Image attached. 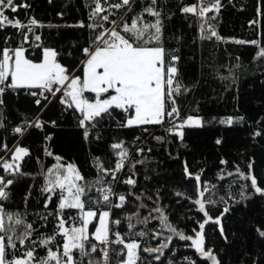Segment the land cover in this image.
<instances>
[{
	"label": "snow or ice",
	"instance_id": "1",
	"mask_svg": "<svg viewBox=\"0 0 264 264\" xmlns=\"http://www.w3.org/2000/svg\"><path fill=\"white\" fill-rule=\"evenodd\" d=\"M71 5L72 0H65V8ZM77 5L84 18L64 27L86 31L87 38L59 49L48 44L40 30L61 25L28 15L27 0H0V264H164L174 238L190 242L188 247L205 264H223L207 246L206 226H216L227 241L222 221L235 198L227 192V199L217 195L226 182L229 189H240L235 203L264 199V185L253 174L252 162L245 171L239 165L228 168L229 161L222 158L218 183L204 179V169L193 172L187 160L183 162L182 175L192 182L193 194H172L179 198L176 203L187 201L200 214L194 219L197 228L187 234L170 219L163 188L151 191L141 185V179H152L141 168L148 170L153 152L142 145L150 138L162 147L187 148L188 130L212 122L183 112L181 98L191 89L183 82L179 47L168 46L166 22L179 13L195 29L198 41L252 46L253 59L264 60V0H255L247 22L255 38L248 40L220 33L223 0H77ZM22 10L25 19L19 17ZM57 15L63 18L65 12ZM173 39L179 43L182 36ZM65 55L75 61L72 66L63 62ZM229 72L234 84L235 74ZM22 95L31 98L34 115L9 110L8 98ZM57 105L61 115L74 119L86 143L102 142V130L110 121L140 134H133L131 141L111 142L106 155L94 153L89 179L78 164L52 149L53 135L46 129L58 127V121L44 117ZM244 120L228 116L216 123L232 127ZM257 125L252 138H264V122L258 120ZM34 131L44 133L41 155L35 156L24 143ZM222 143L221 138L215 140L216 145ZM33 159L39 165L34 174L25 171ZM20 177L36 183L29 185L21 207L13 209V188ZM213 209L218 213L213 215ZM255 231L264 239V226ZM183 260L197 264L191 257Z\"/></svg>",
	"mask_w": 264,
	"mask_h": 264
},
{
	"label": "trees",
	"instance_id": "2",
	"mask_svg": "<svg viewBox=\"0 0 264 264\" xmlns=\"http://www.w3.org/2000/svg\"><path fill=\"white\" fill-rule=\"evenodd\" d=\"M27 2L31 5L27 10L28 15H34L44 24L62 26L40 30L48 44L65 49L72 43L82 44L87 38L86 31L64 27L84 18L83 9L77 11V0H72V5L68 8L64 7L65 0H52L51 4L48 0ZM223 2L225 7L221 11L220 33L225 37L246 40L255 38L253 30L247 26L248 20L254 15L255 0H233L232 4H229L228 0ZM61 11L65 12L63 18L57 15ZM19 17L26 18L24 10L19 13ZM189 23L177 13L166 22L165 27L168 46L180 49L183 82L191 89L181 98L180 103L184 114L199 115L212 122L202 129L188 130L187 148H181L177 144L162 147L149 138L142 146L151 147L153 152L148 157L150 161L148 170L141 168V173L151 176L152 179L147 182L143 179L140 181L145 189L151 191L163 188V203L168 207L170 219L187 234H191L192 229L197 228L194 219H200V214L196 213L194 206L187 201L181 200L180 203H176L179 198L172 194L175 191L193 194L192 182L186 181L182 175L185 160L191 171L198 172L204 169L203 178L213 182H217L216 177L221 167L219 161L222 158L229 161L228 168L239 165L245 171L251 161L253 174L259 183L264 185V138H252L253 130L258 127L257 121L264 122V60L253 59L255 49L252 46L200 42L197 40L195 29L189 27ZM174 36H182V40L177 43L173 39ZM237 57L239 61L236 60ZM63 62L69 66L75 63L67 55ZM237 63L240 66L233 67ZM229 70L235 74L234 84ZM222 75L229 76V80H221ZM30 99L23 95L19 98L9 97L7 101L9 110L18 109L22 113L29 111L34 115L36 109L30 103ZM228 116H243L245 120L232 127L216 123V120ZM44 118L58 121V127L46 129V132L53 135L51 142L53 151L78 164L89 179H92L93 173L89 161L94 153L106 155L108 144L111 142L117 139L131 141L133 134H140L139 130L120 129L115 121H110L102 130V142L89 144L82 140L74 119L67 113L61 115L59 105L51 108ZM119 118L118 116L117 119ZM13 122L15 123V120ZM153 131L157 135L160 134L159 129ZM43 135L44 133L34 131L24 142L33 149L34 156L41 155L39 149ZM217 138L223 140L221 145L215 144ZM44 159L46 163L51 162L48 158ZM38 167L33 159L28 162L25 171L34 174ZM231 180L232 178H229V182ZM32 183L36 181L31 177L18 179L13 188V209L21 207L22 198ZM226 192L235 198L229 201L231 211L222 221L227 241L220 236L216 226L208 225L207 246L217 252L223 264H261L264 261V239L257 236L255 228L264 226V199L253 197L251 201L235 203V200L240 199V189L235 185L229 189L227 182L224 183V190L218 191L217 195H225L227 199ZM36 207L34 190L33 209ZM217 213L218 210L213 209L212 214ZM189 243L174 238L172 251L166 250V255L162 258L164 264H168L169 260H174L175 264H184L185 256L197 259V264H205L196 257L194 250L188 247Z\"/></svg>",
	"mask_w": 264,
	"mask_h": 264
}]
</instances>
